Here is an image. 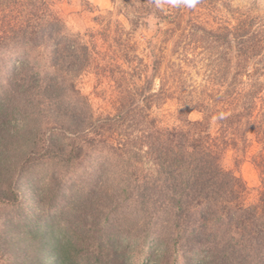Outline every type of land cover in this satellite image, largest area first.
Here are the masks:
<instances>
[{
	"label": "trees",
	"instance_id": "16d2710c",
	"mask_svg": "<svg viewBox=\"0 0 264 264\" xmlns=\"http://www.w3.org/2000/svg\"><path fill=\"white\" fill-rule=\"evenodd\" d=\"M1 1L0 49L12 44L14 51H20L17 60L26 73L16 70L0 89V203L7 207L18 203L17 181L29 172L38 212L17 210V223L6 211L0 213V257L10 260L9 264H137V256L131 258V250L114 232L107 230L100 241L94 233L102 228L98 226L102 216L101 223L105 224L122 215L129 221L127 211L132 205H138L145 220L152 222L159 198L160 232L146 228L142 238V244L149 246L144 251L145 260L151 258L150 248L158 243L164 250L171 244L174 250L170 257L176 259L181 254L189 264H264V181L258 197L247 204V183L222 165L229 149L249 142L248 132L264 143L263 24L255 27L253 19L246 17L235 26L221 28L227 30L224 37L215 31L214 37H222L225 43L222 63L226 66L221 80L226 81L212 84L206 98L184 102L189 110L202 113L201 120H185L186 128L159 130L155 140L153 135H122L117 147L107 143L113 151L97 162V181L91 183L85 173L72 186L65 185L66 178L55 180L58 170L68 171L74 158L83 161L87 156L95 157L96 152L103 156V149L98 147L101 139L85 135L86 126L92 122L83 118L80 105L84 104L73 97L74 80L91 65L94 46L67 31L50 0ZM45 50H49L54 68L53 75L46 77L33 72L29 58L33 51L44 54ZM2 89L5 92L1 94ZM168 89L164 83L160 85L159 106L161 100L172 96ZM23 102L25 109L17 111L20 106L16 105ZM43 103L51 110L47 122L59 121L65 129H52L37 148L41 132L31 127L23 131L12 122L19 117L26 123L32 104L41 114ZM127 104L121 106L114 121L96 125L92 131L104 135V130L124 123ZM213 119L218 124L216 134L211 132ZM107 125L110 127L105 128ZM66 130L74 136L69 137ZM139 152L147 154L155 168L141 179L134 177L131 169ZM253 161L264 170V153ZM95 162L96 158L90 166ZM42 166L49 168L45 169L49 180H55L50 190L55 202L46 201L42 194ZM108 166L113 168L111 172ZM105 173L110 176L107 181ZM64 186L71 187L73 196L61 195ZM114 190L120 199H128L127 203L114 200ZM118 207L121 213H113ZM93 209L96 214L91 219L87 213L95 212Z\"/></svg>",
	"mask_w": 264,
	"mask_h": 264
},
{
	"label": "rangeland",
	"instance_id": "374dc122",
	"mask_svg": "<svg viewBox=\"0 0 264 264\" xmlns=\"http://www.w3.org/2000/svg\"><path fill=\"white\" fill-rule=\"evenodd\" d=\"M50 1L53 9L64 20L67 31L79 35L82 41H87L90 46H94L91 52V65L74 80L73 97H78L84 104L80 105L86 116H83L84 120L89 118L92 122V125L86 126V137L101 139L98 147L103 149L102 157L96 152L95 157L87 156L83 161L81 158H74L70 162L68 171L58 170L55 180L66 178L65 185L77 184L81 181V174L85 173L87 180L94 182L100 172L97 169V162L110 157V151H113L107 148V143L117 147L119 139L126 133L153 135L155 140L159 137V130L186 128L185 120H201L202 113L195 109L189 110L184 102L206 98V91L213 87L212 84L219 83V80L222 83L226 81L221 80L226 66V63H222L223 53L226 52L225 43L222 37H214L215 31L218 30L224 37L227 30L224 31L221 28L235 26L239 20L246 17L253 19L255 27L258 24L264 26V0H207L208 4L203 2L205 0H196L192 7L180 0L175 2L174 0ZM0 17H2L1 13ZM19 52L14 51L12 44L8 48L0 49V89L16 70L20 69L26 73L22 63L17 60ZM37 53L33 51L32 56L29 57L32 58L34 65L33 72H40L38 76L53 75L54 68L50 64L49 50H45L44 54ZM231 54L235 55V52L232 50ZM255 68H251L250 71L254 72ZM229 82H231L230 79ZM162 83L169 88L168 94L172 96L161 100L162 104L159 106V89ZM222 88L224 89V86ZM4 90H1V94L5 92ZM214 90L217 89L214 88ZM125 102L129 105V111L124 115L125 118L128 116L124 123L120 122L114 128L104 130V135H97L92 131L95 130L96 125L114 121ZM22 104L24 102L16 105L20 106L17 111L25 109ZM132 104L134 106L130 107ZM45 107L47 104L43 103L40 114L39 108L32 104L31 108L29 106L32 113L26 123L19 117L12 122L13 126L18 125L20 129L31 127L41 132L42 139L37 148H41L52 129L57 131L65 129L59 121L58 123L47 122L51 110ZM109 127L107 125L105 128ZM217 129L216 119H213L211 132L216 134ZM66 132L69 137L74 136L73 133L67 130ZM247 136L249 142L245 146L238 143L233 146V149H229L222 158V165L227 170L234 171L247 183L249 192L246 202L249 204L258 197V188L264 181V170L258 169L253 161L255 157L264 153V143L259 142L251 132H248ZM139 154V159L135 161L136 164L134 167L131 166V169L134 177L141 179L147 173L154 172L155 168L147 160V154L143 152ZM142 155L144 157L140 159ZM84 156L82 155V158ZM95 158L96 162L90 166ZM42 167L44 168L41 172L42 194L46 201H54L50 190L55 180H49L45 170L49 168ZM108 167V171L111 172L113 168ZM28 173L17 181L18 203L13 207L0 203V213L6 211L14 216L15 223L19 221L17 210L26 209L32 214L38 212L37 197L32 191ZM103 177L110 178L108 173H105ZM3 185L6 187L7 183ZM70 188V186L64 189L62 187L61 195L73 196ZM114 191L117 196L113 199H120L118 191ZM123 197L120 200L127 203L128 199L123 200ZM131 201L129 200L130 203ZM156 202L158 205L153 213L155 216H151L153 221L150 223L147 222L148 219L145 220L146 216L138 205L128 206L129 221L122 219L123 215L119 216L117 221H113L112 215L109 219L111 218L110 221L113 222L105 224L101 223L104 219L102 216V220L98 222L100 223L98 226L102 228L94 233L95 239L102 240L107 230L114 232L115 236L119 237L120 241L123 239L124 244L131 250V258L133 255L137 256V264H189L181 254L176 259L174 256L170 257L171 251L174 250L171 244L166 250L158 243L153 244L154 246L150 248L152 256L149 260H145L146 252L144 251L149 250L148 245L142 244L146 228L155 230L158 234L160 232L159 198ZM133 207L138 208L133 210ZM119 211L121 208L118 207V210L113 213L120 214ZM95 214L96 211L88 212L87 216L93 219ZM2 218L0 224L3 221ZM132 220L133 223L130 222ZM9 262L10 260L0 257V264H9Z\"/></svg>",
	"mask_w": 264,
	"mask_h": 264
},
{
	"label": "clouds",
	"instance_id": "9594fccd",
	"mask_svg": "<svg viewBox=\"0 0 264 264\" xmlns=\"http://www.w3.org/2000/svg\"><path fill=\"white\" fill-rule=\"evenodd\" d=\"M174 2H175V0H174ZM180 2L186 4L189 7H192L196 3V0H180Z\"/></svg>",
	"mask_w": 264,
	"mask_h": 264
}]
</instances>
